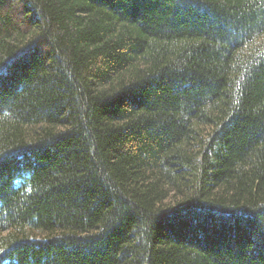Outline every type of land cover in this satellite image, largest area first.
<instances>
[{
  "label": "trees",
  "instance_id": "16d2710c",
  "mask_svg": "<svg viewBox=\"0 0 264 264\" xmlns=\"http://www.w3.org/2000/svg\"><path fill=\"white\" fill-rule=\"evenodd\" d=\"M0 264H264V0H0Z\"/></svg>",
  "mask_w": 264,
  "mask_h": 264
}]
</instances>
